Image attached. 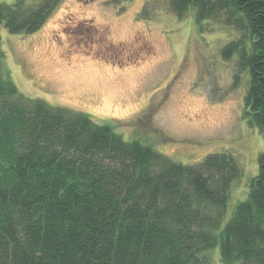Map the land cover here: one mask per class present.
<instances>
[{
    "label": "trees",
    "instance_id": "16d2710c",
    "mask_svg": "<svg viewBox=\"0 0 264 264\" xmlns=\"http://www.w3.org/2000/svg\"><path fill=\"white\" fill-rule=\"evenodd\" d=\"M58 1L0 2V24L32 33ZM168 5L235 31L221 55L248 71L244 116L264 135V0ZM238 172L224 152L181 164L126 141L87 114L26 97L0 71V264H209L216 246L223 264H264V151L223 224Z\"/></svg>",
    "mask_w": 264,
    "mask_h": 264
},
{
    "label": "rangeland",
    "instance_id": "374dc122",
    "mask_svg": "<svg viewBox=\"0 0 264 264\" xmlns=\"http://www.w3.org/2000/svg\"><path fill=\"white\" fill-rule=\"evenodd\" d=\"M235 36L219 23L196 24L190 12L178 18L168 0H59L32 33L0 24V71L26 97L87 114L181 164L231 155L239 172L224 224L247 198L264 151V135L244 116L249 73L221 55ZM207 256L223 264L218 246Z\"/></svg>",
    "mask_w": 264,
    "mask_h": 264
},
{
    "label": "bare ground",
    "instance_id": "6f19581e",
    "mask_svg": "<svg viewBox=\"0 0 264 264\" xmlns=\"http://www.w3.org/2000/svg\"><path fill=\"white\" fill-rule=\"evenodd\" d=\"M50 27V26H49ZM105 105H103V107H104Z\"/></svg>",
    "mask_w": 264,
    "mask_h": 264
}]
</instances>
